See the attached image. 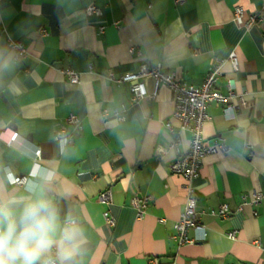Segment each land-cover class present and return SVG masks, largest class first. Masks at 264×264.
Instances as JSON below:
<instances>
[{"label": "crops", "instance_id": "0c3cea01", "mask_svg": "<svg viewBox=\"0 0 264 264\" xmlns=\"http://www.w3.org/2000/svg\"><path fill=\"white\" fill-rule=\"evenodd\" d=\"M90 5L100 13L86 15ZM237 6L245 22L264 0L0 2V197L23 201L39 188L55 206L59 227L42 259L59 264V247L71 244L72 264H264V20L238 24ZM15 42L27 53L19 60ZM232 54L237 71L227 61ZM216 60L225 61L219 91L228 95L232 80L246 105L231 118L207 107L202 138L223 139L228 152L206 155L192 182L206 238L180 245L173 225L185 204L184 179L170 169L177 155L169 144L184 153L190 134L173 119L166 87L133 101L128 84L116 80L142 63L161 64L199 86ZM144 83L151 93V81ZM70 115L79 128L66 122ZM59 130L74 136L72 144L55 140ZM20 176L27 181L17 186ZM253 193L262 194L257 204ZM135 197L147 199L141 218ZM222 205L226 216L217 215Z\"/></svg>", "mask_w": 264, "mask_h": 264}, {"label": "built area", "instance_id": "2783aa9c", "mask_svg": "<svg viewBox=\"0 0 264 264\" xmlns=\"http://www.w3.org/2000/svg\"><path fill=\"white\" fill-rule=\"evenodd\" d=\"M2 0H0L1 2ZM176 5H182L185 0H173ZM100 9L90 5L85 9V14L90 16L92 14H99ZM244 12L242 8L235 7L233 9L234 21L238 24H244L245 27L252 26L256 22L264 20V7L258 13L249 14L246 21H243ZM14 52V60H19L26 56V51L20 42L10 44ZM133 51V50H132ZM139 54V52H137ZM233 71H237L238 63L234 54L227 60ZM223 60H216L213 62L210 70L206 74L203 82L199 86L184 83L180 81L175 74L167 72L161 64L149 65L142 63L139 65L135 72L127 73L121 76L116 81L118 83H127L131 97L133 101H139L141 99L150 98L153 99L160 86L166 87L172 98L173 119L179 122V128L185 130L190 134L189 149L180 153L175 144L170 143L169 146L176 153V158L170 166L172 173L180 175L184 179L185 189V204L184 208L174 223L173 227L176 231L178 243L185 244L191 243L197 240H204L206 238L205 228L199 223L197 216V200L195 190L193 188V179L197 176L201 162L206 155L221 152L226 154L228 148L224 144L223 139L217 138L213 144H206L202 138V127L210 119L207 113V107L211 104L221 106L224 116L231 118L236 111L243 108L246 104L241 99H236L233 91L232 80L228 81V95H223L218 89V83L223 75ZM69 81L72 84L79 83L78 75L68 70L67 72ZM150 80L152 84V92L149 93L145 86V80ZM124 118L118 116V120L122 121ZM66 122L79 128L78 119L70 115L66 118ZM166 128L171 129V124L166 123ZM18 137V133L14 132L9 136L8 144H13ZM55 140L58 142H64L66 144H72L74 136L72 134H66L63 130H59L55 134ZM34 155L38 158L40 156V149L37 148ZM11 174V173H9ZM27 181V177L20 176L13 178V183L17 186L24 185ZM108 199V193L100 195V200L104 201ZM262 199V194H251V203L257 204ZM132 207L135 209L137 217L141 218L145 210L148 207L147 199L133 198L131 201ZM228 208L222 205L217 215L226 216ZM164 221V220H161ZM108 225H113L114 220L112 218H106ZM72 225L75 221L71 222ZM191 231L199 232L197 238L191 239L189 233ZM230 238H234V232L228 234ZM256 244H259L256 241ZM264 249V246H262ZM53 261V260H51ZM54 264H58L53 261Z\"/></svg>", "mask_w": 264, "mask_h": 264}, {"label": "clouds", "instance_id": "9594fccd", "mask_svg": "<svg viewBox=\"0 0 264 264\" xmlns=\"http://www.w3.org/2000/svg\"><path fill=\"white\" fill-rule=\"evenodd\" d=\"M58 227V211L41 189H32L23 201L0 197V264H54L42 258L54 245ZM74 255L75 246L62 244L59 264H72Z\"/></svg>", "mask_w": 264, "mask_h": 264}]
</instances>
